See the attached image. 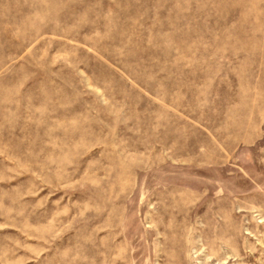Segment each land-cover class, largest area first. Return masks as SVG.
Listing matches in <instances>:
<instances>
[{"label": "rangeland", "instance_id": "374dc122", "mask_svg": "<svg viewBox=\"0 0 264 264\" xmlns=\"http://www.w3.org/2000/svg\"><path fill=\"white\" fill-rule=\"evenodd\" d=\"M0 264H264V0H0Z\"/></svg>", "mask_w": 264, "mask_h": 264}]
</instances>
